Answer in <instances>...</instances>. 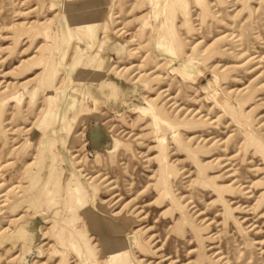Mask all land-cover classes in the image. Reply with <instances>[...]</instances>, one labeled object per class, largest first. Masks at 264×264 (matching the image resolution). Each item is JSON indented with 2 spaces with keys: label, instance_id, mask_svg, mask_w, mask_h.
I'll list each match as a JSON object with an SVG mask.
<instances>
[{
  "label": "rangeland",
  "instance_id": "1",
  "mask_svg": "<svg viewBox=\"0 0 264 264\" xmlns=\"http://www.w3.org/2000/svg\"><path fill=\"white\" fill-rule=\"evenodd\" d=\"M0 264H264V0H0Z\"/></svg>",
  "mask_w": 264,
  "mask_h": 264
},
{
  "label": "crops",
  "instance_id": "2",
  "mask_svg": "<svg viewBox=\"0 0 264 264\" xmlns=\"http://www.w3.org/2000/svg\"><path fill=\"white\" fill-rule=\"evenodd\" d=\"M78 21H80V20H78ZM127 89H128V88H125L124 91H126ZM128 90H129V89H128ZM124 91H123V92H124ZM123 97H125L124 99L126 100V97H127V96L125 95V96H123Z\"/></svg>",
  "mask_w": 264,
  "mask_h": 264
}]
</instances>
